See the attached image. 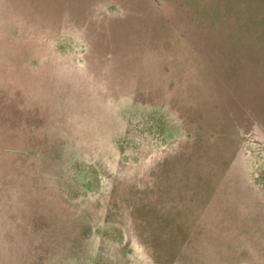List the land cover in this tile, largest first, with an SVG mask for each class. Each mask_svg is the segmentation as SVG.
I'll list each match as a JSON object with an SVG mask.
<instances>
[{
	"label": "rangeland",
	"instance_id": "374dc122",
	"mask_svg": "<svg viewBox=\"0 0 264 264\" xmlns=\"http://www.w3.org/2000/svg\"><path fill=\"white\" fill-rule=\"evenodd\" d=\"M0 264H264V0H0Z\"/></svg>",
	"mask_w": 264,
	"mask_h": 264
}]
</instances>
